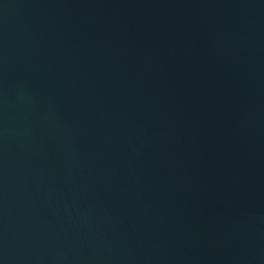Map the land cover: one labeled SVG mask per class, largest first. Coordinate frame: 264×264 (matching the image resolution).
<instances>
[{"label": "water", "instance_id": "obj_1", "mask_svg": "<svg viewBox=\"0 0 264 264\" xmlns=\"http://www.w3.org/2000/svg\"><path fill=\"white\" fill-rule=\"evenodd\" d=\"M0 264H264V0H0Z\"/></svg>", "mask_w": 264, "mask_h": 264}]
</instances>
